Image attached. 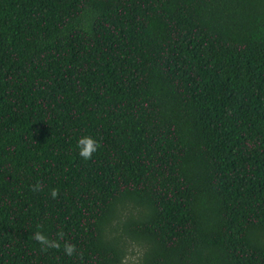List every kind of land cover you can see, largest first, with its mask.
Instances as JSON below:
<instances>
[{"label":"trees","instance_id":"obj_1","mask_svg":"<svg viewBox=\"0 0 264 264\" xmlns=\"http://www.w3.org/2000/svg\"><path fill=\"white\" fill-rule=\"evenodd\" d=\"M127 241L264 264V0H0V264H124Z\"/></svg>","mask_w":264,"mask_h":264},{"label":"clouds","instance_id":"obj_2","mask_svg":"<svg viewBox=\"0 0 264 264\" xmlns=\"http://www.w3.org/2000/svg\"><path fill=\"white\" fill-rule=\"evenodd\" d=\"M77 146L80 148L78 154L84 160H90L92 158L93 153H95L99 148L98 142L91 137L80 138L77 141ZM32 187H33V191H42L40 185H33ZM51 195L53 198H55L58 195L57 190L53 189ZM33 239L42 246L56 247V248L59 247L58 244L50 242L48 238L45 235H43L42 232L39 231L33 234ZM44 250H46V248ZM73 251H74V246L72 245L66 246L65 248L66 255L69 256L72 255Z\"/></svg>","mask_w":264,"mask_h":264},{"label":"rangeland","instance_id":"obj_3","mask_svg":"<svg viewBox=\"0 0 264 264\" xmlns=\"http://www.w3.org/2000/svg\"><path fill=\"white\" fill-rule=\"evenodd\" d=\"M140 248L137 245H135L133 242L127 241L126 242V249L128 251L133 250V253L131 255L127 254L126 258L124 259V264H133V262L136 260L137 251Z\"/></svg>","mask_w":264,"mask_h":264}]
</instances>
